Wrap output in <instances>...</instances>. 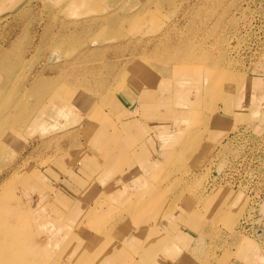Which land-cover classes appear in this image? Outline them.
<instances>
[{"label": "rangeland", "instance_id": "rangeland-1", "mask_svg": "<svg viewBox=\"0 0 264 264\" xmlns=\"http://www.w3.org/2000/svg\"><path fill=\"white\" fill-rule=\"evenodd\" d=\"M254 78L257 90L245 85ZM162 79L165 96L134 110L139 90ZM259 92L264 0H0V264H109L139 217L162 229L155 244L197 227L195 264H264V161L249 153L240 188L213 182L241 148L231 134L264 137V114L209 133L229 98L252 105ZM151 112L184 131L143 170L146 200L130 203L120 184L94 193L88 178L74 205L52 209L60 174L120 149L117 170L145 156L150 128L125 124Z\"/></svg>", "mask_w": 264, "mask_h": 264}, {"label": "crops", "instance_id": "crops-1", "mask_svg": "<svg viewBox=\"0 0 264 264\" xmlns=\"http://www.w3.org/2000/svg\"><path fill=\"white\" fill-rule=\"evenodd\" d=\"M256 83L257 86H255ZM245 85L250 88L259 87L261 86V80L260 78H254L250 80L246 79ZM147 86V88L139 90L141 91V99L138 98L135 100L136 107L134 110H137L142 106V100L144 98L143 96H146L147 98H149L150 95L157 97V94L161 93V96L163 97L167 92H165L164 89H168L166 82L163 79L159 81L156 86L153 84ZM229 100L230 101L227 102L225 107L221 109L222 113L219 114L220 119H218V122L220 123L219 125L221 127L216 129V124L214 123L209 131V133L212 135L218 134L220 131H223L225 128L229 127L232 121H245L251 118V114H256L258 116L261 112L264 114V92H259L255 95V101L252 102V105L249 103L246 97H243L242 94H237L236 97L229 98ZM147 101L149 102L148 99ZM151 113L152 114L148 117V119L153 121L152 127L157 128V130H152L150 124L147 121L148 119H145V121L140 125L138 124V127H136L137 130L133 127V122L135 121L134 119H131L132 122L129 121L130 123L125 120L126 123L128 122L125 125L131 126V132L135 130L134 132L135 134L137 133V135L139 134L143 136L145 134V128L147 130L150 128V131L147 132L145 137H139L149 147L148 152H145V156L137 155L132 157V155L136 152H134V146L130 149L132 159L130 158L128 164L122 167L121 170L116 169L119 167L117 162H114V164H111V162L119 157L120 154L124 153L122 151L123 149H120L115 158L110 159L112 160L111 162L102 166H97L95 163L96 161L90 159L87 161V163L77 165L73 171H67V173L60 174L55 181L57 182V185L52 188V195L49 201L52 209L60 210L61 208H70V206L74 205L76 202L79 185L87 183L86 179L88 178L91 180L94 193L97 191H104L106 189L112 188L113 186H117L118 184L125 188L130 187L131 192H129L128 195V201L130 203L136 195L150 193V191H147L148 186L145 184L146 181L145 174L143 175V170L146 169V166L151 164V162L153 163L154 161L160 160L159 156L161 157L168 153H172V151L175 152L176 149L173 145L175 144V141L179 139L180 134L184 131L181 128V125L177 126V129L170 130V127L165 126L162 121H157L158 118L161 119L160 117L154 115L157 112ZM117 132L122 136V134H124L126 131L123 129H117L116 133ZM131 143L134 142L131 141ZM142 197L143 196H141V198ZM136 203L138 204L139 202L136 201ZM89 206L90 205H88L87 208L83 210L89 209ZM139 219L140 218L136 220V226L125 229L123 232V235H125L124 239H122L121 236L115 238L117 242L113 243L111 251H109L108 254L109 264L197 263V259L200 257V254L197 251L199 250L197 249V242L201 236V233L197 227L192 224H187V226H184L183 228L179 227L174 231L170 239L165 237V240L162 243L157 242L158 244H155L151 242L153 235L156 236L157 233L159 234L162 229L159 228L158 225H155L154 227L153 224H140ZM130 223H133L131 219ZM162 226L166 227L167 225ZM131 249L135 251V255H131Z\"/></svg>", "mask_w": 264, "mask_h": 264}, {"label": "built area", "instance_id": "built-area-1", "mask_svg": "<svg viewBox=\"0 0 264 264\" xmlns=\"http://www.w3.org/2000/svg\"><path fill=\"white\" fill-rule=\"evenodd\" d=\"M250 130V127H241L231 134V137L234 138V141L238 143L241 148L235 157L229 159L224 170H214L213 182L223 183L232 187L240 188L243 185L245 177L247 176L246 164L249 153L256 151L260 156V159L264 161V137L251 141ZM255 146L258 148V150L254 148ZM251 197L254 198V194Z\"/></svg>", "mask_w": 264, "mask_h": 264}, {"label": "bare ground", "instance_id": "bare-ground-1", "mask_svg": "<svg viewBox=\"0 0 264 264\" xmlns=\"http://www.w3.org/2000/svg\"><path fill=\"white\" fill-rule=\"evenodd\" d=\"M155 106V105H154ZM176 121V120H175ZM179 128V127H178ZM46 141V140H45ZM175 148V147H174ZM179 150V149H178ZM178 152V151H177ZM172 153H173V151H172ZM174 155V154H173ZM147 199V197H142L141 198V196H136V200L140 203V202H142L143 200H146ZM140 218V217H139ZM137 220V219H136ZM121 230V229H120ZM120 236V235H119ZM104 237V236H103ZM111 237V236H110ZM124 237V236H123Z\"/></svg>", "mask_w": 264, "mask_h": 264}]
</instances>
